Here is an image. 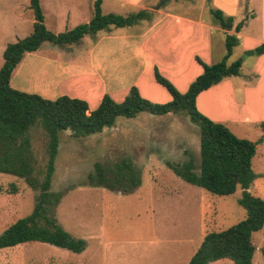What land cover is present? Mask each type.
<instances>
[{
    "label": "rangeland",
    "instance_id": "374dc122",
    "mask_svg": "<svg viewBox=\"0 0 264 264\" xmlns=\"http://www.w3.org/2000/svg\"><path fill=\"white\" fill-rule=\"evenodd\" d=\"M134 1L137 3L102 0L101 11L125 15L146 8L152 13V20L140 23H154L164 11L194 18L195 23L217 25L210 8H218L225 15L233 16L234 25L243 20L240 33L244 37L234 46L227 62L242 57V75L264 83V54L244 53L264 41V0ZM93 2L90 3L92 13ZM7 4L6 0H0V49L6 43L30 34L33 25L29 0L24 1L23 6L30 17L25 14L17 23L10 20L8 14L14 11L9 10ZM40 4L49 30L64 31L73 24L65 19L56 20L45 0H40ZM84 5L88 3L84 2ZM82 18L74 26L82 23ZM167 20L163 23H169ZM111 27L116 31L133 33L139 25ZM221 30L215 29L212 33L213 60L221 59L225 53ZM89 37L91 35L86 34L83 41L63 47L43 42L36 51L26 53L11 86L50 99L62 94L80 97L94 108L97 92H84L93 86L91 77L89 81L79 82L73 74L64 76V73L57 72V63L51 58L57 56L87 63L85 47L74 51L68 47L73 48L80 43L89 46ZM43 61L45 67H42ZM2 63L0 52V66ZM255 69L262 70L258 72L261 77L256 75ZM251 70L254 73H250ZM150 75L152 78V73ZM123 88L114 83L112 97L115 100L119 101L127 94L128 89L121 90ZM159 89H149L151 92L145 93V97L165 102L169 92L160 85ZM259 123L232 125L231 131L239 137L256 141L263 134ZM29 137L36 167L43 169L47 161V136L39 126H35L30 129ZM199 151V128L182 113L153 115L139 112L134 117L118 116L112 126L89 135L74 136L70 130L60 131L51 178V190L60 193L53 209L54 217L70 234L83 238L86 246L82 251L74 252L46 242L19 243L0 249V264H187L207 232L227 228L246 215L238 203L239 187L232 194L217 195L181 179L166 164V161L181 163L191 157L198 169ZM123 158H129L140 171V184L132 191L123 192L89 183L87 174L96 162L110 167ZM252 169L256 177L249 190L264 198V139L256 145ZM38 178L41 179V175ZM37 194L38 191L22 178L0 171V233L33 210ZM252 241L256 247L252 263L264 264V224L252 233ZM208 264L236 263L222 258Z\"/></svg>",
    "mask_w": 264,
    "mask_h": 264
},
{
    "label": "trees",
    "instance_id": "16d2710c",
    "mask_svg": "<svg viewBox=\"0 0 264 264\" xmlns=\"http://www.w3.org/2000/svg\"><path fill=\"white\" fill-rule=\"evenodd\" d=\"M101 2L94 0L93 15L89 21L53 32L44 23L40 0H29L34 19L31 33L8 42L2 52L0 171L22 178L38 194L33 210L0 233V249L33 241L46 242L74 252L85 248V240L70 234L54 217L53 209L60 193L51 190V178L60 131L70 130L74 136L89 135L112 126L118 116L134 117L139 112L153 115L182 113L199 128V170L191 157L181 163L166 161L167 166L186 182L217 195L232 194L239 187L241 194L238 203L246 211L245 217L237 223L207 232L187 264H208L222 258H229L236 264H253L256 247L252 233L264 224V198L254 195L249 188L256 177L252 159L257 143L264 139V120L259 123L263 134L253 141L235 135L224 123L210 119L196 106V97L200 92L226 77L241 74L242 57L232 62H227V59L240 41L238 33L242 30L243 20L234 25L233 16L225 15L218 8H210L215 21L224 30L225 53L220 60L212 63H205L196 57L203 71L190 82L186 91L180 92L154 67V80L171 95V99L166 102L152 101L144 97L136 85H131L123 99L118 101L104 93L98 105L90 108L88 102L80 97L62 94L50 99L10 85L11 74L24 54L37 50L43 42L68 46L79 43L86 34L94 36L110 26H132L142 20L152 19L151 11L146 8L126 15L102 13ZM244 53L264 54V41ZM35 126H39L48 139L47 161L43 169H37L31 149L29 131ZM139 172L129 158H123L110 167L96 162L87 178L93 186L128 192L140 184ZM262 253L264 255V247Z\"/></svg>",
    "mask_w": 264,
    "mask_h": 264
},
{
    "label": "crops",
    "instance_id": "0c3cea01",
    "mask_svg": "<svg viewBox=\"0 0 264 264\" xmlns=\"http://www.w3.org/2000/svg\"><path fill=\"white\" fill-rule=\"evenodd\" d=\"M6 1L9 10L14 11L8 14L12 22H21L25 14L30 17L27 8L23 6L24 1L27 0ZM45 1L50 11L54 12L56 20L65 19L66 22L73 23L68 26L70 28L81 17H83V22H87L93 15L90 6L92 0ZM125 1L137 3L134 0ZM84 2H87L88 5L85 6ZM160 15L162 16L154 23H140L150 20L140 21L139 27L133 33L116 31L110 26L89 37V46L86 43H80L76 47H68L71 51L85 47L88 61L84 63L57 56L51 57L52 61L57 63L55 65L57 72L64 73V76L73 74L79 82L89 81V77H91L90 81L93 86L84 92L92 90L97 92L96 106L104 93L113 95L114 83L124 87L121 89L124 91L131 85H136L144 97L147 96L145 93L151 92L149 89L160 90V84L150 75L152 73L153 76L154 67H157L161 74L176 85L180 92L186 91L190 82L203 71L196 57L205 63L218 61L212 59V33L213 30L222 28L217 23L218 26L215 23H195L194 18H186L176 15V13L163 11ZM163 17H165L164 21L168 19L169 23H163ZM52 30L60 32L59 29L53 28ZM238 35L240 40L244 37L240 32ZM5 45L0 49L1 53ZM26 53L29 54V52ZM26 53L14 68L10 85L13 77L20 72ZM42 67H45L44 61ZM74 69L76 70L74 71ZM251 71L250 73H254L253 70ZM258 72H262V70L255 69L256 75L259 74L261 77ZM241 75L242 72L238 76L226 77L203 90L196 97V106L204 115L214 121L224 123L230 127V130L232 125L240 126L245 123L258 125L260 121L264 120V83L262 84L260 79L252 80L250 77L246 78V75ZM65 78L67 77L63 79ZM161 87L163 88V86ZM43 92L48 91L43 90ZM166 96L165 102L171 99L170 94Z\"/></svg>",
    "mask_w": 264,
    "mask_h": 264
}]
</instances>
